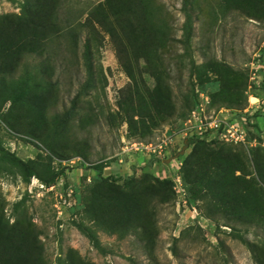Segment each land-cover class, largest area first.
<instances>
[{
	"label": "rangeland",
	"instance_id": "obj_1",
	"mask_svg": "<svg viewBox=\"0 0 264 264\" xmlns=\"http://www.w3.org/2000/svg\"><path fill=\"white\" fill-rule=\"evenodd\" d=\"M24 2L0 0V14L19 13ZM160 2L166 7L172 28L170 35L176 40L182 38L186 19L183 0ZM100 4L105 7V0H66L60 16L77 23ZM187 6L195 9L190 38L195 67L191 73L189 59L183 56H187L183 44L171 42L167 57L171 59L169 83L173 99L180 108L183 102L193 101L196 87L208 94L217 90L219 79L213 73L202 75L201 84L198 81L197 71L208 58L222 60L234 71L248 76L243 92L247 101L245 108L215 105L212 108H225L229 114L235 113L231 118L245 125L252 145L209 142L196 154L203 156L202 162L205 166L209 163L208 168L215 162L217 152L237 155L247 173L235 171L234 176L257 177L251 157L259 153L264 159V19L250 18L234 9L223 12L216 0L190 1ZM117 19L116 14H108L119 42L125 46L116 28ZM190 21L193 22V17ZM78 27L80 42L75 52L71 51L67 38H63L61 55L56 53L49 58L53 74L48 78L51 98L44 118L33 108L12 107L10 100H1L0 139L3 145L24 160H35L40 165L50 163L52 168L64 169V174L53 182L43 183L34 177L25 182L14 167L0 164V195L9 224L22 217L32 222L40 231L47 264H68L72 259L76 264L79 262L77 257L92 264H259L260 249L264 253V221L241 223L231 220L218 210V202L207 192L202 190L199 197L194 198L199 186L184 183L185 205L170 191L149 203V209L153 211L152 240L144 238L139 228L124 234L109 233L96 223L95 216L100 211L94 212L92 206L97 198L116 194L119 190L113 191L111 185L102 181L103 177L112 175L129 179L133 176L132 190H136L153 182L150 175L159 178L168 175L167 163L181 162L183 166L182 163L187 159L190 162L192 157L188 155L191 148L188 139L181 134L175 137L174 149L167 150L166 157L155 162L149 152L121 151L122 147L130 148V144L136 142L155 144L163 134L176 132L182 124L181 118L175 117L154 126L151 134L144 138L129 131L128 115L119 102L124 96L132 95L136 85L142 92V85L128 48L124 47L126 53L119 55V47L108 34L99 38L101 41L92 42L95 87L79 97L68 129L58 127L56 115L70 107L71 99L86 76L82 43L83 38L90 35L86 27ZM53 49L56 51L52 44L47 52ZM47 52L26 56L16 72L18 83L29 77L30 93L41 90L40 85L46 80L40 73V65L48 62ZM125 55L132 68L133 80L125 67ZM143 76L146 85L151 87L153 79L147 74ZM74 147L85 157L75 156ZM90 163L106 164L101 176L88 167ZM209 176L212 178L211 170ZM118 182L122 183V180ZM122 190L131 189L125 186ZM227 221L240 230L244 241L231 235ZM90 234L95 235L98 246L93 244Z\"/></svg>",
	"mask_w": 264,
	"mask_h": 264
},
{
	"label": "trees",
	"instance_id": "obj_2",
	"mask_svg": "<svg viewBox=\"0 0 264 264\" xmlns=\"http://www.w3.org/2000/svg\"><path fill=\"white\" fill-rule=\"evenodd\" d=\"M65 1L25 0L19 13L0 14V107L1 100L3 102L10 100L12 107L33 108L44 118L51 98L48 95L51 90L48 78L49 74H53V66L49 58L56 53L61 55L63 38H67L71 51L75 52L80 42L78 26H82L88 29L90 35L84 37L82 43L81 55L86 76L71 99L70 107L56 115L58 127L68 129V121L76 111L79 97L95 87L92 42L101 41L99 38H104L105 34L110 35L112 41L116 42L119 55L123 56L126 53L124 47L128 48L142 85V92L136 85L133 88V96H124L119 102L121 109L128 115L129 131L139 138H144L151 134L152 128L157 124L169 122L175 117L181 118V121L186 118L198 101L197 95L194 93L192 102L187 100L178 108L169 83L171 59L167 57V53L170 51L168 47L171 42L177 41L183 44L184 53H187V56L186 54L183 56L189 59L192 73L195 64L190 53V38L194 28L195 19L192 14L195 13V9L188 8L187 5L188 2L195 0H183L186 19L183 37L178 40L170 35L172 28L168 23L166 7L160 0H105V7L101 4L94 7L83 21L77 23L60 16ZM216 5L223 12L234 9L250 18L264 19V0H216ZM108 14L117 15L116 28L125 46L119 42L117 32L108 20ZM192 17L193 22L190 21ZM52 44L56 51L53 49L52 52H47ZM44 52H47L48 62L40 65V73L46 80L40 85L41 90L30 93L27 86L29 77L23 78V81L18 83L15 81L16 72L26 56L42 55ZM124 62L133 80L132 68L126 55ZM201 67L197 71L199 79L208 73L215 74L219 79L217 90L208 94L210 106L245 108L247 101L243 92L248 76L234 71L226 62L214 58H208ZM143 74L153 79L151 87L146 85ZM198 81L201 84V79ZM133 98L135 101H132ZM135 115L137 118H134ZM209 142L220 143L216 139L211 141L199 138L188 139V146L191 147L188 155L192 157V160L188 162V159L186 160L188 155L185 156L186 161L179 168L183 184L199 186L200 188L194 193V198L199 197L202 190L207 192L213 201L218 202L216 203L218 210L227 214L235 222H263L264 187L260 184L264 185L262 154L254 153L251 157L257 177L251 176L247 179L243 177L247 173L246 168L237 155L217 152L212 167L208 168L209 163L205 166L202 162L203 156L196 153L199 148L205 147L204 145ZM73 153L75 156L85 157L84 153L76 147L73 148ZM0 164L14 167L25 182H29L34 177L43 183H50L64 174L63 167L52 168L50 163L40 165L35 160L20 158L15 152L5 147L1 139ZM105 165V163H90L88 167L95 169L101 176ZM202 167L205 169L201 170ZM210 170L212 178L209 176ZM235 171H241L244 174L235 177ZM150 178L153 182L145 183L136 190H132L135 185L133 176L129 179L112 175L103 177L102 181L111 185L113 191L119 190L116 194L97 198V202L92 206L94 212L100 211V214L95 216L96 223L109 233L124 234L130 229L139 228L144 238L152 240L153 211L149 209V203L156 201L158 197H163L168 191L172 193L175 191L169 177L159 178L150 175ZM119 180H122V183H119ZM125 186L131 190H122ZM118 210L121 212L119 215ZM226 225L230 226L231 235L244 241L239 234L240 230L235 225L228 221ZM39 234L40 231L24 217L9 224L4 214V200L0 195V264H47ZM89 238L94 245L98 246L95 235L90 234ZM77 259L79 262L76 261V264H92L82 261L80 257ZM258 263L264 264L262 249L258 255ZM68 264H73V259Z\"/></svg>",
	"mask_w": 264,
	"mask_h": 264
},
{
	"label": "built area",
	"instance_id": "obj_3",
	"mask_svg": "<svg viewBox=\"0 0 264 264\" xmlns=\"http://www.w3.org/2000/svg\"><path fill=\"white\" fill-rule=\"evenodd\" d=\"M197 95V103L188 112L186 118L181 121V127L176 132H172L168 135L163 134V137L159 138L155 144L136 142L128 146L122 147V152L135 149L143 152L152 153L154 162L166 157V151L173 148L175 143V137L177 134H181L182 137L199 138L211 141L216 139L220 142L233 143V144H246L252 145V142L248 139L247 129L244 124L238 120L231 118L234 114H229V110L225 108L213 109L210 106V99L208 93L195 88ZM257 104L260 103L257 99ZM122 161V159H119ZM170 172L163 177H169L173 182V190L177 195L178 201H181L185 205V187L183 184L182 176L179 172L181 162L167 163ZM194 211L196 209L194 208Z\"/></svg>",
	"mask_w": 264,
	"mask_h": 264
},
{
	"label": "water",
	"instance_id": "obj_4",
	"mask_svg": "<svg viewBox=\"0 0 264 264\" xmlns=\"http://www.w3.org/2000/svg\"><path fill=\"white\" fill-rule=\"evenodd\" d=\"M183 152H184V149H183L181 152H179V153H180V154H183ZM177 156H178V155L174 156V158H177ZM166 161L169 162L170 159H167Z\"/></svg>",
	"mask_w": 264,
	"mask_h": 264
}]
</instances>
